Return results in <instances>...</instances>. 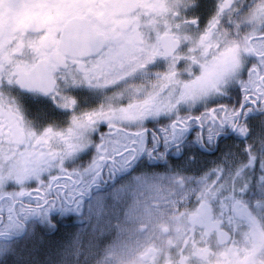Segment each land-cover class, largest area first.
<instances>
[{
  "label": "snow or ice",
  "instance_id": "snow-or-ice-1",
  "mask_svg": "<svg viewBox=\"0 0 264 264\" xmlns=\"http://www.w3.org/2000/svg\"><path fill=\"white\" fill-rule=\"evenodd\" d=\"M0 264H264V0H0Z\"/></svg>",
  "mask_w": 264,
  "mask_h": 264
}]
</instances>
